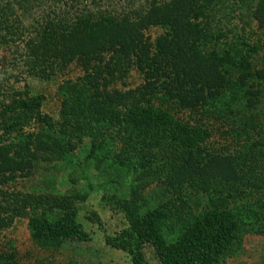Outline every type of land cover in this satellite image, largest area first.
<instances>
[{"label":"trees","instance_id":"1","mask_svg":"<svg viewBox=\"0 0 264 264\" xmlns=\"http://www.w3.org/2000/svg\"><path fill=\"white\" fill-rule=\"evenodd\" d=\"M26 1L0 0V45L11 39L20 42L24 39L17 16H10ZM217 2L168 0L144 14H135L136 21H130L127 14L114 17V14L103 11H86L75 15L72 20L58 18L46 21L35 37L30 36L23 42L27 61L38 65L50 58L65 62L77 56L97 63L93 64L91 72L80 78L81 81H68L60 87L61 108L55 122L46 115H39L41 94L16 93L7 101L0 100V184L13 179L16 173H30L34 158L62 160L65 166L82 173L81 164L72 160V138H88L84 145L86 152L82 156V162H88L106 150L107 139L117 137L122 143L117 154L118 167L126 184V191L118 202L124 209L126 225L106 235L105 241L124 251L130 264H148L143 255L145 244L152 246L159 264L216 263L229 246L236 229L228 203L211 199V207L188 223L181 220L176 231L165 225L161 204L142 213L140 210L144 203L143 189L151 181L164 183L174 180L181 185L186 179L180 171L188 164L203 179L198 182L199 186L218 185L219 190H227L226 197L230 196L231 188H239L247 174L254 176L252 182L246 180L252 187L264 184V133L258 132L260 135L255 139L246 133L241 144L238 143L239 147L232 153L233 158L239 160L235 179L218 177V180L208 183L203 165L195 163L192 156V151L198 149L208 136L207 130L200 125L189 126L166 109L155 107L148 102L149 99L143 98L148 93L152 97L154 92H159L166 94L163 103L174 100L178 107L194 104V101L189 103L190 96L183 89L187 88L184 86L186 81L164 90L156 85L155 76L172 72L167 70L165 73L164 68L168 64L173 66L174 74L181 70L178 69L181 64L191 66L201 59L206 64L215 62L220 67L234 65L241 70L249 69L248 58L255 48L238 35L220 42L223 36L211 30L210 21L217 11ZM252 16L259 27H264V0H254ZM148 22L159 23L165 29L164 35L156 38L155 51L151 55L137 31L140 24ZM104 51L111 52L106 61L101 55ZM131 52L150 90L139 87L120 94L100 90L97 80L101 78L104 84H108L110 79L120 77L130 64L128 56ZM153 78L155 81L149 83ZM196 83L192 82L191 86H196ZM31 118L41 124L39 130L35 133L21 132ZM251 118L237 110L232 123L245 132V125L252 122ZM111 131H114L113 135ZM31 146L39 153L35 154ZM184 151L190 152L188 159H183ZM196 171L195 175L198 174ZM88 187L93 188V184L88 182ZM0 198V228L10 224L13 217L22 214L31 203H53V200L58 203L57 198L51 195L2 189ZM59 203L65 211H56L53 216L49 213L53 211L52 207L43 211L42 216L30 213L28 225L31 236L55 242L87 240L88 234L75 221V213L67 211L66 205ZM167 232L169 237L165 236Z\"/></svg>","mask_w":264,"mask_h":264},{"label":"rangeland","instance_id":"2","mask_svg":"<svg viewBox=\"0 0 264 264\" xmlns=\"http://www.w3.org/2000/svg\"><path fill=\"white\" fill-rule=\"evenodd\" d=\"M167 1L22 2L20 8L15 9V14L10 17L17 16L21 23V37L24 39L21 42L11 39L7 44L0 45V100L7 101L17 95L16 93L41 94L43 99L40 102L39 115L50 117L52 122L57 121L62 98L60 87L68 81H79L92 71L93 64L97 61H86L75 56L65 62L50 58L45 63L33 65V62L26 60L24 40L30 36L35 37L37 30L46 21L58 18L72 20L75 15L86 11L108 12L114 14V17L127 14L130 21H136L135 14H144L152 7L161 6V3ZM217 1V11L210 21L211 30L223 36L219 39L220 42L238 35L255 48L248 58L249 69L241 70L234 65L220 67L215 62H210V65L209 61L206 64L201 59L191 66L181 64L178 68L181 70L174 74L173 66L168 64L164 68L165 73L167 70L172 72L168 75L162 74L161 77L155 76L156 85L164 90L165 87L186 81L184 86L190 89H183L190 96L189 103L194 101V104L178 107L174 100L163 103L166 94L159 92H154L152 97H149V93L143 96L149 99L151 105L166 109L174 118L187 122L189 126L200 125L207 130L208 136L198 149L192 151V156L195 163L200 162L203 165L208 183H213L218 177L222 180L235 179L239 160L233 158L232 153L239 147L238 143L241 144L246 133L254 139L264 133V27H259L252 16L254 0ZM137 31L141 35V41L148 45L149 55L155 51L156 38L165 33L162 25L156 22L140 24ZM110 54L111 52H102L103 60L106 61ZM128 58L130 64L120 77L110 79L108 84H104L101 78L97 80L100 90L120 94L139 87L149 89L147 80L134 62L135 56L132 52ZM258 74L262 75L259 77ZM153 81L154 78L149 83ZM191 81H196L197 85L192 87ZM118 108L124 109L122 106ZM237 110L252 117V122L245 125V132L232 123ZM36 120L31 118L21 132H37L41 124ZM110 134L113 135L114 131ZM87 142L86 136L80 140L76 137L71 140L72 160L81 164L82 173L65 166L62 160L34 158L33 161L31 159L33 163L30 173H16L13 179L0 184V189L10 192L54 196L58 203L66 205L67 211L75 213V221L88 234L87 240L55 242L33 238L28 225L30 213L42 216L43 211L52 207L53 211L49 213L53 216L56 211L65 210L55 200L53 203H31L22 214L14 216L10 224L0 228V264H130L124 251L105 241L106 235L113 234L126 225L124 209L118 202L119 197L126 191L117 158L122 143L117 137L107 139L105 151L88 162H82V156L86 152L84 145ZM31 150L35 154L39 153L32 146ZM189 156L190 152L184 151L183 159H188ZM184 169L180 171V175L186 181L181 185L174 180L164 183L151 181L143 189L144 203L140 213L161 204L165 225H170L171 230L176 231L181 220L184 219L187 223L192 221L211 207V199H221L231 207L236 229L229 246L214 264H264V184L252 187L246 180L252 182L254 176L247 174L239 188H231L230 196L226 197L227 190H219L218 185L199 186L200 174L190 164ZM194 171L198 174L195 175ZM88 182L93 184V188L88 187ZM205 187L207 188L203 189ZM76 194L84 197L80 198ZM169 235L168 232L165 234L166 237ZM143 255L148 264H159L156 253L149 244L143 246Z\"/></svg>","mask_w":264,"mask_h":264}]
</instances>
